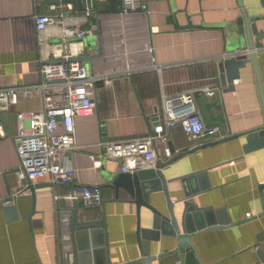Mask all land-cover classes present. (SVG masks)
Here are the masks:
<instances>
[{"label":"crops","instance_id":"obj_1","mask_svg":"<svg viewBox=\"0 0 264 264\" xmlns=\"http://www.w3.org/2000/svg\"><path fill=\"white\" fill-rule=\"evenodd\" d=\"M67 1H72L75 10L67 11L69 15H82L85 5L91 9L87 20L79 25L92 28L95 34L84 37L81 48L74 46V58L86 54L90 57L80 61L87 73L91 76L132 70L112 77L109 83L96 82L97 108L76 118L79 147L63 155L76 170L72 184L96 183L101 187V207L86 208L79 199L76 203L81 213L98 217L103 207L106 210L113 264L139 258L138 221L136 205L122 200L127 197L123 192L122 201L110 200L114 196V189L108 185L110 175L121 172L120 161L106 160L99 143L148 135L162 117L164 95L200 87L220 91V101L209 103L207 110L214 122L222 123L225 133L215 123L221 138L198 143L195 149L197 145L189 143L180 127L171 130L167 143L175 149L174 153L195 149L162 168L174 212L177 216L181 213L187 193L189 201L204 211L196 224L204 223L205 228L192 235L201 264L264 262V146L249 152L242 147L248 133L261 130L264 125L252 62L240 69L241 77L234 81L231 91L223 93L225 87L219 77V63L231 53L225 27L240 15L238 0H143L151 10L149 14L124 11L123 0H0V85L40 81L39 62L54 56L58 46L54 36L47 37L46 46H38L34 16L50 12L51 4ZM243 5L252 18L264 14L261 0H243ZM257 23L259 30L264 29V18ZM257 58L264 84V51ZM197 96L200 109L201 98L213 99L216 95L197 91ZM18 100L6 111L7 119L1 115L5 111H0V198L13 196L8 204L16 207L12 215H19L16 219L7 218L0 207V264H72L71 254L63 251L60 217V211L71 206V199L62 198L72 189L71 183H52L48 178L32 183L49 185L36 187V211L31 219L34 227L33 231L30 229L31 191L22 192L15 173L19 165L16 112L40 111L42 100L38 92L19 94ZM159 154L157 161L171 159L162 149ZM96 159L100 161L97 167L93 166ZM199 171L205 173L194 176L191 184L181 179ZM197 188L201 190L195 191ZM158 196L159 204L163 203L161 209L167 212L163 192L159 191ZM148 212L142 209L143 215ZM158 246H153V254L177 247V238H163ZM177 258L151 264H182ZM195 258L191 256L188 264H195Z\"/></svg>","mask_w":264,"mask_h":264},{"label":"built area","instance_id":"obj_2","mask_svg":"<svg viewBox=\"0 0 264 264\" xmlns=\"http://www.w3.org/2000/svg\"><path fill=\"white\" fill-rule=\"evenodd\" d=\"M124 11L140 10L151 12L143 0H123ZM82 15L67 14L75 11L72 1L63 4H51L50 12L37 13L34 16L37 29L38 46L44 47L48 36H54L57 50L54 56L42 59L39 64L40 81L30 85H0V111H8L19 102V94L29 96L38 92L42 100L40 111L16 112L17 142L16 153L19 165L16 180L22 192L30 191L28 185L39 179L48 178L52 183L73 182L76 170L67 164L64 153L78 148L76 138V118L92 113L97 108L95 85L103 80L109 83L112 77L132 70L102 72L89 75L86 66L75 57V47L80 46L84 37L93 36L95 30L80 27L79 22L87 20L90 7H83ZM57 38V39H56ZM77 48V49H80ZM258 53L264 51V45L256 47ZM246 56L249 50L242 51ZM60 59L61 62H56ZM197 91L213 96L215 88L200 87L189 91L164 95L162 117L148 135L138 138L106 140L99 143L106 160L120 161L121 171H138L141 166L154 165L160 159L159 149L167 158L173 156L167 140L174 127L178 126L186 134L190 144L209 143L221 138L217 126H208L198 106ZM159 117V118H160ZM0 133H3L0 125ZM92 158V157H91ZM100 161L93 160V166ZM138 168V169H137ZM72 189L62 198L81 200L87 208L102 206V191L99 184H72ZM264 264V262L256 263Z\"/></svg>","mask_w":264,"mask_h":264},{"label":"water","instance_id":"obj_3","mask_svg":"<svg viewBox=\"0 0 264 264\" xmlns=\"http://www.w3.org/2000/svg\"><path fill=\"white\" fill-rule=\"evenodd\" d=\"M264 4V0H261ZM241 12L234 20L227 22L226 29V41H228V49L230 50L228 55L222 58L219 63L220 81L221 86L225 87L223 93L234 89V81L238 80L240 76V69L247 63L252 62L254 76H256V83L258 88V94H260V100L262 109L264 111V84L262 77L260 76V70L258 65V58L256 51L257 45L262 44L264 38V29L259 30L257 21L264 18L263 15H259L257 19L247 15L243 0H238ZM249 50L250 55L246 56L242 51ZM89 55H83V57L72 58V60L83 61L89 59ZM56 62H61L60 59ZM215 98L207 99L203 97L200 99V111L203 114L204 120L208 126L218 123L221 126V130L225 133L221 122H214L211 114L208 113L207 106L209 103H216L220 101V91L215 92ZM2 117L7 119V112L1 113ZM158 119V116L155 117ZM158 121L155 122V124ZM248 140L242 146L244 152L256 150L264 146V125L261 130H254L247 135ZM173 156L166 162L157 161L153 168H143L138 171H121L117 175H110L109 186L114 189V196L110 200L114 201H126L136 205L137 214V227L136 238L139 245V258L131 261L124 262V264H151L152 261H160V259H167L169 257H178L177 261H181L182 264H188L191 256L195 258V264H201L199 258L195 253V249L192 243V235L195 231L205 228L206 224H196L201 218L204 212L196 202L189 201V193H187L184 199L183 209L177 216L174 212V202L171 201L169 195V189L167 180L163 174L162 168L165 165L170 164L175 159L180 158L186 153L192 152V150L198 149L199 146H195V149L174 153L175 149L172 145L168 144ZM205 171L193 172L181 178L183 182L191 184L194 176H199ZM175 180V179H170ZM49 185V184H29L28 189L31 191L32 203L31 211L28 216L30 229L33 231L32 217L36 211L35 206V190L37 186ZM201 189L197 188V192ZM163 192V202L165 204L167 212L161 209L160 197L158 192ZM122 192L125 196L120 199ZM196 192V193H197ZM191 194V193H190ZM13 196H5L0 198V207L2 212L10 219L18 218V214L13 216L12 213L16 210V207L12 204H8L13 201ZM104 203V202H103ZM148 210V214L143 215L142 209ZM106 210L102 208V212L98 217V214L84 213L80 211L79 205L76 200H72L71 206L60 211L62 229L61 240L63 241V251L65 254H71L73 260L72 264H113L111 257L109 256V246L107 240V222H106ZM143 220L147 223H143ZM205 222V221H204ZM34 235V232H33ZM163 238L171 239L177 238V247L159 251L153 254V246L157 247L162 242ZM261 252V250H259Z\"/></svg>","mask_w":264,"mask_h":264}]
</instances>
